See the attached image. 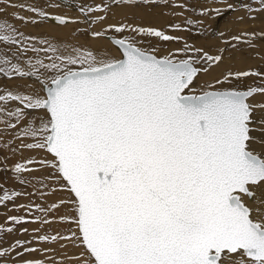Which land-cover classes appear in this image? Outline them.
I'll return each instance as SVG.
<instances>
[{"label": "snow or ice", "instance_id": "6c2138e0", "mask_svg": "<svg viewBox=\"0 0 264 264\" xmlns=\"http://www.w3.org/2000/svg\"><path fill=\"white\" fill-rule=\"evenodd\" d=\"M253 2L256 7L243 6L249 19L264 12V0ZM149 3L159 6L161 0H108L79 10L85 17L104 13L90 21L103 24L113 4ZM163 6L184 7L168 0ZM8 7L48 18L36 7L0 0V13ZM212 13L216 18L222 10L200 14ZM12 19L38 22L18 12ZM52 19L60 25L73 22ZM108 33L122 37H108L118 55L27 36L0 20V75L40 86L0 92V132L18 130L13 135L20 144L11 151L28 149L45 157L17 163L12 171L25 184L23 174L38 170L27 165H39L50 170L46 179L59 186L53 191L69 194L50 208L27 206L29 212L35 207L44 214L37 217L41 224L51 223L46 217L52 210L67 206L70 213L59 217L69 225L68 235L37 240L70 242L80 249L69 257L74 264H264V73L228 71L223 80L197 88L199 74L222 62L223 49L213 56L185 43L160 56L156 47L142 46L143 37L179 38L126 23L90 35L99 39ZM248 35H233L231 41L251 46V39L244 40ZM247 77L260 83L247 90L217 87ZM30 113L33 119L22 126ZM36 183L48 186L43 180ZM0 192V203L24 195L2 186ZM8 219L19 225L23 218ZM13 230L0 228V233ZM30 243L16 241L13 259L38 251L26 246ZM9 251L0 250L3 264Z\"/></svg>", "mask_w": 264, "mask_h": 264}, {"label": "rangeland", "instance_id": "374dc122", "mask_svg": "<svg viewBox=\"0 0 264 264\" xmlns=\"http://www.w3.org/2000/svg\"><path fill=\"white\" fill-rule=\"evenodd\" d=\"M29 1L37 0H11L12 3L20 4L24 3L32 7L39 8L48 13V17H63L73 22L67 23L66 25H53L46 21V18H40L35 16L33 13L22 11L17 8H6L4 13H0V20H8L13 23L20 32H23L27 36L37 37L42 40H49L52 43L66 44L67 46L81 45L84 49H88L90 46H98L102 50L109 51L112 55H118L117 50L111 45L106 39L107 37L122 38L119 34L108 33L107 36L99 39H95L90 35L91 31H104L109 25H115L119 23H126L141 27L155 28L164 31L166 34L174 37H178V40L173 41H159L156 38L143 37L145 43L142 45L145 48L156 47L159 50V55H167L168 53L174 52L178 49L183 48L184 44L187 43L194 48H201L204 52L209 55L221 54L220 50L223 49V60L218 66H213L208 72H201L198 76L200 81H195L197 88L208 83H215L217 79L223 80L224 75L231 71L244 72V71H259L264 73V39H260V33L264 32V12L253 13L254 19L248 18V13L244 9V5L251 4L256 7L253 0H168L170 5H184V7L178 6H163L164 0H161V4L156 6L153 3H149L141 7H125L112 5L111 10L106 13V19L103 24L90 23L91 20L97 15H105L104 13L94 12L90 16L85 17L81 12L80 8L85 9L91 7L95 8L97 5L107 3L108 0H38V6H33ZM233 5L234 10H229L228 5ZM59 5V7L57 6ZM215 10L221 9L222 14L213 18L214 13L210 15H201L203 10ZM58 10V11H57ZM18 12L20 15L25 17H32L38 22L35 24L29 23L24 24L18 20L12 19V13ZM245 17L243 22L239 21V17ZM186 20H191L192 24L186 23ZM87 21V22H86ZM49 23V24H48ZM179 25V29L176 26ZM32 32L34 34H28ZM220 33L224 35L221 36ZM240 33H248L249 35L244 37V40L251 39V46L246 42L231 41L233 35H239ZM255 39H252V36ZM231 41L226 44L225 41ZM235 45V47H233ZM4 47L0 45V48ZM201 67L202 65H196ZM206 66V65H203ZM244 79L248 80L244 86H256L260 83L256 77H247L241 80L233 79L232 85H240ZM22 82H28L32 87H37L30 79L14 78L9 79L0 75V92L5 90L13 89L8 86V83L19 84ZM226 84L217 85L218 88L225 89ZM239 87V86H238ZM228 89V88H227ZM244 89V88H243ZM242 89V90H243ZM32 89L29 88L28 91ZM247 90V89H244ZM15 103L11 104V108H15ZM34 114H29L25 121L22 122V126H26L27 122L33 119ZM4 128L3 123H0V130ZM18 130H9L6 132H0V186L8 191L13 190L22 191L26 193V198L35 204L42 198L39 197L37 188L39 184L37 180H43L47 177L50 170L42 168L39 165H27L30 168L38 169L30 173H24L23 177L28 181H32L21 184L18 179V174L14 173L12 169L16 165V161L19 164H26L29 159H43V152H36L28 149H19L16 152H12L11 148H18L20 141L16 139L14 132ZM27 142V141H26ZM8 144V147H4ZM18 157V160L12 161L11 157ZM47 187H41L49 193L54 192L53 189L59 186L54 181L49 180ZM32 184L33 190L30 191V185ZM50 187V188H49ZM29 191V193H28ZM61 192V191H56ZM67 193V192H66ZM3 195V192H0ZM57 199V197H55ZM32 200V201H31ZM60 201H56L59 203ZM54 203V204H56ZM6 204L7 206H4ZM16 204L15 200L6 201L0 203V226L4 225L5 218L3 214ZM37 205V204H36ZM53 205V204H52ZM48 220L51 223L40 225L38 228H34L33 224L39 221L37 217H41L39 213L34 220L30 218L22 219L18 228L13 226H7L5 229L11 227L13 232L9 233L4 231L0 233V250L8 248L10 251V257L7 259V264H22L23 260L30 261H45L46 264H53V260L59 264L63 261L64 264H74V261L70 260L69 257L76 255L80 252V249L73 247V245L65 240L59 242H44L38 251L32 253H25L24 256L19 259H13L16 257V252L12 249L16 245V241H34L39 236H54L59 234L68 235L67 229L69 225L62 223L59 220L61 214L67 213V206L61 207L59 210H52ZM15 216L20 217L19 214ZM55 216H59L55 218ZM74 227V226H73ZM27 228L28 231L25 233L23 230ZM33 228V231L31 230ZM32 248L30 244L26 245ZM23 251V249H19ZM53 258V259H50ZM0 264L3 261L0 260Z\"/></svg>", "mask_w": 264, "mask_h": 264}, {"label": "bare ground", "instance_id": "6f19581e", "mask_svg": "<svg viewBox=\"0 0 264 264\" xmlns=\"http://www.w3.org/2000/svg\"><path fill=\"white\" fill-rule=\"evenodd\" d=\"M251 1V0H250ZM33 6H38V0L33 2V1H29ZM59 7V6H58ZM19 9V8H18ZM38 9H41V7H39ZM58 11V10H57ZM51 18L52 17H48L46 18V21L50 22L51 24L53 25H59L61 26L60 24H55L51 21ZM11 23V22H10ZM49 24V23H48ZM28 34H34L32 32H29ZM61 45H66V44H61ZM67 46V45H66ZM76 46H81V45H76ZM3 48V47H2ZM87 49V48H86ZM89 50H92V51H102V49L98 46H90L88 47ZM175 49L172 50V52H174ZM201 79L199 78V80L197 81H200ZM34 83V82H33ZM246 83H248V80L247 79H244V81L240 84V85H232V84H226L224 87H227V88H236L238 90H242L243 88L244 89H247L248 87L247 86H244ZM29 83L28 82H22V83H19V84H13V83H8V86L11 87L13 89V91H19V92H28V87ZM38 85V84H36ZM39 85H38V88L37 87H34L36 90H39ZM225 88V89H227ZM243 89V90H244ZM1 135V134H0ZM12 161L14 162L15 160H18V157H16L15 155L13 157H11ZM16 164H17V161H16ZM31 179H28L29 182L32 181V177H30ZM44 183L47 184V183H50V181L46 178L43 179ZM44 188V187H43ZM39 186V188H37V192H38V195L39 197H41L42 199L41 200H38L37 199V202H35L34 205H41L43 206L44 208H50V206L54 203H56V201H60L61 199H67L69 194L66 193V192H52V193H49V191L47 192V190L43 189ZM48 188V187H47ZM50 188V187H49ZM33 190V186L32 184L30 185V191ZM9 193H12V192H15V190H13V188H11L9 191ZM16 192H20V193H24V195H21L19 197H14L13 199L15 200L16 204L8 209L4 214H3V217L5 218V222H4V225L3 226H0V228H6L7 226H13L15 228H18L19 225H15L13 224L12 222L9 221V217H12V216H15L16 214H19L20 217H22L23 219L24 218H30L31 220H34L35 217L40 213L35 207H33L31 209V212H29L28 210V205H33V203H31L26 197V193L25 192H22V191H17ZM29 193V191H28ZM43 193V195H42ZM55 197H57V199H55ZM32 201V200H31ZM23 205L25 207L21 208L20 206ZM41 214V217L43 218L44 217V214L40 213ZM51 213L49 212L47 214V219L48 217H50ZM63 214H61L60 216H62ZM59 216H55V218H57ZM40 225H44V224H41L39 221L36 223L33 224L34 228H38ZM31 230L33 231V228H31ZM42 244H44L42 241H38L37 239H35L34 241H31L30 245L32 246V248H35V249H38ZM10 255V253H9ZM11 256V255H10ZM9 256V257H10ZM8 257V258H9Z\"/></svg>", "mask_w": 264, "mask_h": 264}, {"label": "water", "instance_id": "95a60500", "mask_svg": "<svg viewBox=\"0 0 264 264\" xmlns=\"http://www.w3.org/2000/svg\"><path fill=\"white\" fill-rule=\"evenodd\" d=\"M51 21H52L53 23H55V24H58V23H56V21H55L54 19H52V18H51ZM111 38H113V37H111ZM106 39L110 42V40H109L108 37H107ZM113 39H115V38H113Z\"/></svg>", "mask_w": 264, "mask_h": 264}]
</instances>
